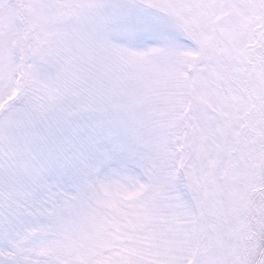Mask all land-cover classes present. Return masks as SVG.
<instances>
[{"label": "snow or ice", "instance_id": "snow-or-ice-1", "mask_svg": "<svg viewBox=\"0 0 264 264\" xmlns=\"http://www.w3.org/2000/svg\"><path fill=\"white\" fill-rule=\"evenodd\" d=\"M0 264H264V0H0Z\"/></svg>", "mask_w": 264, "mask_h": 264}]
</instances>
